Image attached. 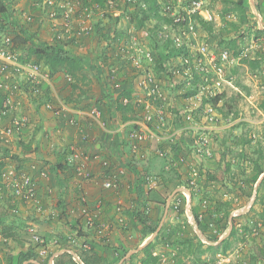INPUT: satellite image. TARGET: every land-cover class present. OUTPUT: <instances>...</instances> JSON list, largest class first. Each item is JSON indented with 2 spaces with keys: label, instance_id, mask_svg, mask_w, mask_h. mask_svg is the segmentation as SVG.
Masks as SVG:
<instances>
[{
  "label": "rangeland",
  "instance_id": "rangeland-1",
  "mask_svg": "<svg viewBox=\"0 0 264 264\" xmlns=\"http://www.w3.org/2000/svg\"><path fill=\"white\" fill-rule=\"evenodd\" d=\"M2 1L7 12L0 14V29H4L0 30V36L12 40L25 35L30 40L28 44L13 46L19 58L32 44L42 46L58 39L56 32L51 31L52 22L46 11L36 9L33 1ZM80 1L84 11L88 8L81 14L82 19L92 30L67 37L75 40L67 49L75 57L85 59L79 81L76 83L57 72L50 86L32 94L30 89L29 92L23 89L29 88L28 84L20 82L19 96L24 98L19 113L27 119L26 133L20 139L0 142L10 149V155L0 158V162L7 163L0 167V188L1 175L9 171L31 176L36 186V198L30 202L15 199L5 188L0 191V251L6 253L17 245L29 222L36 229L40 228V221H47L51 226L50 238H43L49 251V246L56 252L66 246L61 254L74 251L79 259L88 251L99 257L93 264H140L145 257L142 250L150 242L154 244L153 255L160 258L159 264H264L261 255L264 253V185L258 191L264 171L252 188L246 183L254 174L251 158L258 161L254 150L261 149L264 157V112L258 106L262 98L257 89L261 80L259 72L264 68V34L256 36L254 31H264V0H245L246 13L251 16L247 23H241L238 12H224L235 8L231 1L204 0V9L212 18L207 22L210 29L196 21L198 43H205L216 53L227 50L231 59L229 63L219 62L222 76H215L214 80L217 96H221L216 110L222 119L232 118L228 123L223 120L217 130L200 123L195 110L190 113V119L180 118L187 108H195L194 101L205 103L213 97L209 98L207 91L201 89L203 83L197 76L183 75L181 60L174 56L178 48L162 36L163 26L170 25L172 14L185 15L187 21L184 8L191 0H160L162 8L170 5L171 13L160 8V18L145 21L143 25H139L138 19L146 6L140 0L132 5L128 0H111L112 5L106 3L104 8L92 10ZM21 29L26 34H21ZM148 56L161 58L162 69L155 70V60L149 62ZM149 73L155 81L159 106L164 109V127L144 124L143 116L139 117L142 109L138 101L149 99L148 90H141L139 83ZM129 89H132L130 96L136 117L121 128L122 123L112 124L113 117L106 120L103 112L107 113L118 95ZM46 92L57 105L45 99ZM46 103L52 108H45ZM70 108L79 110V119L67 112ZM94 108L99 110V118L88 114ZM61 110L60 117L56 116V111ZM41 112L47 116L43 122L38 119L39 124L27 117L32 113L37 119L35 116ZM137 120L158 138L143 143L130 138L129 132L140 128L131 124ZM7 123V116L0 117V127ZM98 132L114 137L104 151L93 146L101 139ZM248 135H251L250 145L242 148V141ZM78 139L89 146L78 148ZM172 146L178 147V151L171 149ZM73 152L80 158L79 163H84L80 176L74 171V163L67 160ZM92 162L96 169L107 173L100 172L95 177L88 173V164ZM227 163L230 169L225 171ZM58 165L68 168L62 171ZM259 165L264 169V160ZM138 167H144L151 176H143L144 181H151L146 183L149 188L146 185L141 186L144 189L138 188L142 183L139 173L136 189L127 184L129 175L136 174ZM96 181L105 196L95 202L84 193L83 185ZM108 182L111 185L106 188L104 184ZM139 190L142 195L136 201ZM116 193L119 197L125 194L127 208L119 197L113 203ZM226 201L230 205H221L217 210V205ZM194 207L198 208L196 218L202 227L195 218ZM136 210L150 218L156 227L147 238H143L140 223L131 218ZM218 220L219 225L226 226L221 233L217 232ZM5 227L10 231L5 232ZM113 229L118 232L111 235ZM233 229L236 234L229 237ZM215 236L218 239L211 241ZM29 242V248L35 247ZM21 253L17 254V261ZM35 254L36 260L30 263L41 264L53 255L42 258L37 249Z\"/></svg>",
  "mask_w": 264,
  "mask_h": 264
},
{
  "label": "built area",
  "instance_id": "built-area-1",
  "mask_svg": "<svg viewBox=\"0 0 264 264\" xmlns=\"http://www.w3.org/2000/svg\"><path fill=\"white\" fill-rule=\"evenodd\" d=\"M30 1H33L32 3L36 9L46 11L52 22L51 31L56 32L58 39L67 38L71 36V33H84L92 30L91 27L85 25V21L82 19L83 17L81 14L85 13L88 8H85L84 11L80 0ZM135 1L137 0H128L127 3L132 5V2ZM106 3L107 5H112L113 1L108 0ZM79 5L81 6L80 8H78ZM142 6L145 7L144 4H142ZM94 7L100 8L97 5H92L90 6V9L92 10ZM77 8L83 12L77 10ZM171 9L170 5L162 8V10L166 13H171ZM184 10L187 14V21L184 18L185 15L175 16L172 14L169 19L170 25L163 26L162 36L178 48L174 56L175 58L181 60L180 64L183 66V75L190 77L192 75L197 76L203 83V87L201 89L207 91L209 98L215 97L218 94L216 92L218 87H215V76L219 78L222 76V69L219 68L218 64L219 62L222 64L229 63L231 59L227 50H222L216 53L209 50L205 43H198L197 37L195 38L196 26H194V21L192 23L193 17L195 15L201 16L205 22H210L212 20L209 11L204 9V0H191L190 3L186 5ZM148 59L149 62H151L150 56H148ZM217 66L218 68H215ZM213 69L215 73L212 71ZM259 76L260 78H264V68L260 69ZM66 77L70 78L68 76ZM153 81L154 78L150 74L146 76L141 83H139L141 90H148L147 95L149 97L147 101H138L141 103L138 107L139 109H142V114H139V117L143 116L141 119H143L144 124L154 125L157 128L161 126L164 127V109L162 105V107L159 106L161 102L157 99L158 92L156 85L153 84ZM20 82L28 84V89L31 91L33 90L34 93L41 91L42 88L50 86L52 83L47 69L35 62L20 61L18 55L13 50L12 40L8 37L0 36V117H8V123L0 127V141L4 143H8V141L12 139H19L27 127V119L20 115V102L16 97L17 94H22V85L20 87ZM115 86L118 87V85ZM23 89L24 91H27L26 88ZM257 89L260 96L264 95V79H261L258 82ZM122 102L127 104L128 100L124 98ZM192 104L195 108H187L185 110V115L180 118L190 119V113L195 110L197 111V117L201 119L200 123L204 125H211L213 130H217L223 120L228 123L232 119L231 117L222 119L221 114L216 110L217 107L212 106L209 103L194 101ZM45 108L51 109L52 106L50 103H46ZM88 114L92 118L100 117L99 110L95 108L91 109ZM262 115L264 116V114ZM131 124L140 127L137 130H131L129 132L130 138L135 141L143 143L150 138L153 139L157 137L154 131L147 129L146 126L139 121H133ZM126 125L127 123L121 124V128ZM197 129L205 130L206 127H197ZM79 159L78 155L73 152L67 160L69 164L72 163L73 165L74 163V171L80 176L83 172L84 163H79ZM1 178L2 188H0V191H4V188L10 190V195L23 202L35 200L36 186L32 181L31 176H18L17 174L9 171L7 174L3 173ZM110 185L111 184L109 182L104 184L106 188H109ZM25 232L30 237L32 243L36 246L37 252L42 258L48 256V254H52L47 248L48 246L46 241L38 234L34 226H28ZM54 257H57V255ZM54 257L51 255L50 258L53 260ZM72 257L77 264H83L79 257L73 255ZM52 260L50 262L51 264H53Z\"/></svg>",
  "mask_w": 264,
  "mask_h": 264
},
{
  "label": "trees",
  "instance_id": "trees-1",
  "mask_svg": "<svg viewBox=\"0 0 264 264\" xmlns=\"http://www.w3.org/2000/svg\"><path fill=\"white\" fill-rule=\"evenodd\" d=\"M226 1H231L232 4H234L235 8L232 9L234 11H232L231 9H225L224 12L228 13V12H238L239 16H240V20L241 23H247L250 21L251 16L246 13V9H245V0H236L233 2V0H226ZM107 0H83L84 5L86 4V6H92V5H97L100 8H104L105 4H106ZM141 4H144L146 6L145 12L142 13V17L139 20V25H143V23L145 21H152L153 19H158L160 18L159 15V9H162V3L160 0H140ZM259 10H261V7L259 5L256 6ZM90 9V8H89ZM236 10V11H235ZM7 12L6 6L4 4V2L2 0H0V14H5ZM161 18H165L163 16H161ZM194 26H196V21L197 24L201 25L202 27L206 28L207 30L210 29V27L207 25L208 23L205 22L204 20H202L201 17H199L198 15H195L194 17ZM253 18V16H252ZM167 20V19H166ZM264 21V18H263ZM254 24V22H253ZM251 28V27H250ZM1 31H3L4 29H0ZM22 33L21 34H26L23 33V29L20 30ZM255 31V35L256 36H261L264 34V31H260V30H254ZM12 43L13 46H21V45H25L30 43L29 37L23 35V36H17L15 39H12ZM75 44V40L73 38H64V39H57L55 40L53 43L51 44H46V45H42V46H35L32 44L31 47H29L23 54V56L20 59V61L22 62H29L31 61V59H34V62L37 64H41L43 67H46L50 77L53 78L57 72H62L64 73L66 76L70 77L71 79H74V81L77 83L79 81V75L83 69V66L86 65L85 63V59H79L77 57H75L70 51L69 49H67L68 45H74ZM153 56H151V60L154 61L155 63V70L157 69H162L161 66V58L156 57V59L152 58ZM253 67L256 68V64L252 65ZM159 71V70H158ZM157 72V71H156ZM263 80V78H261ZM75 84V83H74ZM73 84V88H76L75 85ZM26 90L29 92L30 90L28 89V87H26ZM131 92L132 89H129L128 91H123L121 92V94L118 95L116 101H115V111L119 116L120 122L123 124L125 122L134 120L135 113H134V104L131 101ZM33 93V90L31 91V94ZM48 93L46 92V96L45 99L49 102H51L53 105H56L55 99H52V97H50L49 95H47ZM191 94H194V91L191 92ZM220 95L219 96H215L213 98H211L210 100H207L205 103H209L212 106H216L217 101L220 99ZM127 99L128 103L124 104L122 102L123 99ZM261 100H259L258 106H260L261 110L264 112V95L261 96ZM56 110V109H54ZM83 138V137H82ZM20 139V137H19ZM1 142V141H0ZM251 142V135L247 136V140L242 141V148H244L245 145H250ZM23 145V144H22ZM171 149L178 151V147L176 146H172ZM261 150V149H260ZM258 148H256L254 150V155H256L258 161H256V159L253 160V158H251V162L253 164L254 167V174L252 177L248 178V180L246 181L247 185H249L250 188L253 187L254 184H256L257 179L259 178V176L262 174V172L264 171V169L262 168L261 165H259V161L264 160L262 151H260ZM244 151V149H242V152ZM176 154V153H175ZM243 154V153H242ZM10 155V149L7 146H1L0 145V158L2 159L3 156H7ZM246 159H249V157H245ZM15 159V157H14ZM7 163L5 162H0V167H4ZM58 168L63 170H66L68 167L67 165H58ZM230 169V163L226 164L225 167V171H228ZM264 185V179H262L259 187H258V191L259 188L263 187ZM249 195V193H248ZM228 206L230 205L229 202H224L222 204L217 205V210L219 207L222 206ZM197 207L193 208V213L195 215V218L197 217ZM226 214H229V211H226ZM131 218L135 221H138L140 223V225L142 226V235L143 238H147L148 236L152 235L155 230L156 227L152 226V220L150 218H148L147 216L143 215L142 213H140L139 211H134L133 214L131 215ZM197 220V218H196ZM198 224L202 227L201 222L199 220H197ZM217 222V221H216ZM220 224V220H218V233H221L224 231V229L226 228L225 225H219ZM200 227V228H201ZM5 232H8V229L5 227L4 228ZM236 231L235 229L232 230L231 235L229 237H233L235 236ZM218 239L217 236L213 237L212 239H210L211 241H216ZM226 241V240H225ZM224 243V242H223ZM35 247H31L27 250L26 253H21L19 255V259L17 261V264H23V262H28L27 264H34V263H30L29 261H33L36 260L37 256L35 254ZM154 249V244H152L151 242L148 243L142 250V253L144 254V259L140 261V264H159L160 262V258L157 255H153L152 250ZM261 255L264 258V253H261ZM98 256L92 254L88 251H86L81 257H80V261L83 264H93L97 263V258ZM50 258V255L48 257V259ZM99 258V257H98ZM48 259H46V261H44L41 264H47ZM54 264H77L74 260L72 255H70L69 253H64L61 255H58L57 257L54 258Z\"/></svg>",
  "mask_w": 264,
  "mask_h": 264
},
{
  "label": "crops",
  "instance_id": "crops-1",
  "mask_svg": "<svg viewBox=\"0 0 264 264\" xmlns=\"http://www.w3.org/2000/svg\"><path fill=\"white\" fill-rule=\"evenodd\" d=\"M17 98H18V101L21 103L22 102V107H23V98L24 97H20L19 95L18 96H16ZM55 98L58 100V105L59 104H61L60 103V100H59V97L56 95L55 96ZM113 104V103H112ZM57 105V104H56ZM64 107V106H63ZM68 108V107H67ZM71 109V110H70ZM70 109H67V112H70V114H74L73 116H74V118H76V119H79L78 117H79V115H77L79 112V110H77V109H74V108H70ZM110 109V110H109ZM108 109V111H107V113L106 112H103L104 113V117L106 118V120H108L107 118H112L113 117V120H112V124H114V123H116V125H119L121 122H120V120H119V118L117 119V114L115 113V102H114V104L113 105H110V108ZM19 111H20V109H19ZM33 111H35V110H33ZM30 112H32V111H30ZM60 112H62V110L61 111H59V112H57L56 111V116H59L60 117ZM24 114V113H23ZM26 114V113H25ZM20 115H21V113H20ZM27 116V115H26ZM34 114H32V113H29V115L27 116L31 121H32V123H34V124H39V120H41L40 122H43V117H46L47 115H46V112H41L40 113V115H38V116H35L37 119H35L34 117ZM48 117H51V116H48ZM103 117V118H104ZM39 119V120H38ZM116 119V120H115ZM79 121V120H78ZM107 123H108V121H107ZM109 123H110V121H109ZM25 133H26V131L24 130V132H23V135H25ZM98 134L100 135V137L99 138H101L100 139V141H98L97 143H94V147H95V150H99V149H101V150H106L108 147H109V143L110 142H112L114 139V137H113V135H109L108 137H106V134L104 133V132H98ZM112 134H115L114 133V131H112ZM22 135V136H23ZM21 136V137H22ZM93 140L95 139V138H92ZM74 141H75V139H74ZM87 142H82L81 141V139H78V148H81L80 146H82V148L84 147V148H87L88 146L87 145H85ZM85 145V146H84ZM2 146V145H1ZM4 146H6V145H4ZM108 146V147H107ZM115 150H116V148H115ZM138 157V156H137ZM149 157V156H148ZM105 162H106V159L104 158L103 159ZM113 164V163H112ZM108 166V165H107ZM109 166H111V165H109ZM99 169V168H98ZM98 169H96V167H95V165H93V162L92 163H90V165L88 164V167H87V172L89 173V172H92V174L94 175V177L98 174V173H100L101 171H99ZM101 173H107V170H105V171H102ZM135 173L136 174H133L132 175V173L129 175L130 176V181H129V179L127 180V184H129L130 185V183H131V185H132V187H134L135 189H136V187H138V185H137V183H138V181H137V177H140V175L139 174H141V180L139 181V182H142L141 184H140V187H138V188H140V189H144L143 187H141V186H145L146 185V183H148V182H151L149 179L148 180H143V176H144V178L145 177H147V176H149V177H151L147 172H146V170L144 169V167H138V169L137 170H135ZM139 173V174H138ZM104 175V174H103ZM63 185H64V183H63ZM146 187L147 188H149V186H147L146 185ZM83 191H84V193L88 196V198L90 199V200H92V201H99V198L100 199H104L103 197L105 196V194H103V193H101L100 192V186H99V184L97 183V181H96V184H94V183H84V185H83ZM3 194H4V192H3ZM145 194H147V190L145 191ZM39 195H42V193L40 192V190H39ZM138 196H135V199L137 198H140L141 197V192H140V190H139V193L137 194ZM69 196V195H68ZM124 196H125V194L124 193H122L121 194V196L119 197V194L118 193H116L115 194V197L116 198H112V201H113V203H114V201L115 200H118V199H120V201H121V204H123L124 205V203L126 202V200L124 199ZM119 197V198H118ZM118 198V199H117ZM137 199H136V201H137ZM125 200V201H124ZM129 203H127V204H125L124 206L127 208L129 205H128ZM135 204H136V202H135ZM111 218V217H110ZM99 219H100V217H99ZM103 222H105V218L103 217ZM31 224H33V223H28V225L30 226ZM34 226V225H33ZM39 226H40V228H38V226H37V232H38V230L40 229V231L41 230H43L44 232L42 233V232H38V234L39 235H41L42 237H47V238H50V237H48V234H50L51 233V226L49 225V223L46 221V222H43V221H40V224H39ZM105 226V225H104ZM103 226V227H104ZM28 227V226H27ZM26 227V228H27ZM114 227H115V225H114ZM9 231H10V229H9V227L7 228ZM26 230V229H25ZM46 230V231H45ZM118 231L116 230V229H113V231H112V233H111V235H113V234H115V233H117ZM110 238H112V237H110ZM113 239V238H112ZM29 241H31L30 240V237L28 236V235H26L25 233H23V235L20 237V240L19 241H17V245H13L12 247H11V249L10 250H8V251H6V253H4V252H2V251H0V264H17V259H16V256H17V254H19V253H26V250L29 248V246H31L30 245V242ZM66 247V246H65ZM65 247H63V248H65ZM62 248V249H63ZM49 249H50V251L52 252V256L54 257L55 255H59V254H61L63 251H65V249L64 250H60V252H58V250H57V252H56V250H55V248H51L50 246H49ZM67 252H70L69 254L70 255H73V256H77V254L74 252V251H67ZM9 257H12V259H10V261L8 262L7 261V259L9 258ZM78 257V256H77ZM55 258V257H54ZM54 258H53V260H52V258H50L49 260H48V262H47V264H51L50 262H51V260L52 261H54ZM19 259V258H18ZM40 260L41 261H43L42 260V258H40ZM16 262V263H15ZM34 264H40V263H38V262H33ZM53 264H54V262H53Z\"/></svg>",
  "mask_w": 264,
  "mask_h": 264
},
{
  "label": "clouds",
  "instance_id": "clouds-1",
  "mask_svg": "<svg viewBox=\"0 0 264 264\" xmlns=\"http://www.w3.org/2000/svg\"><path fill=\"white\" fill-rule=\"evenodd\" d=\"M70 253V252H69ZM58 256V255H57Z\"/></svg>",
  "mask_w": 264,
  "mask_h": 264
}]
</instances>
